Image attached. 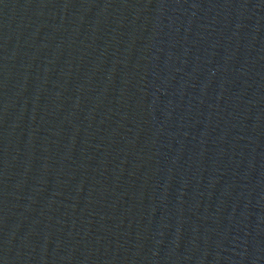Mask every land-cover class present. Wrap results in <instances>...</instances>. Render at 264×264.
<instances>
[{"label": "water", "instance_id": "95a60500", "mask_svg": "<svg viewBox=\"0 0 264 264\" xmlns=\"http://www.w3.org/2000/svg\"><path fill=\"white\" fill-rule=\"evenodd\" d=\"M0 264H264V0H0Z\"/></svg>", "mask_w": 264, "mask_h": 264}]
</instances>
